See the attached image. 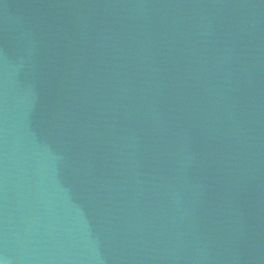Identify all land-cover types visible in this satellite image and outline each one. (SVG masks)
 Returning <instances> with one entry per match:
<instances>
[{"label": "water", "instance_id": "95a60500", "mask_svg": "<svg viewBox=\"0 0 264 264\" xmlns=\"http://www.w3.org/2000/svg\"><path fill=\"white\" fill-rule=\"evenodd\" d=\"M0 264H264V0H0Z\"/></svg>", "mask_w": 264, "mask_h": 264}]
</instances>
